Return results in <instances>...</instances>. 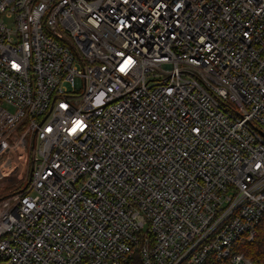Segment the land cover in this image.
I'll list each match as a JSON object with an SVG mask.
<instances>
[{
  "label": "built area",
  "instance_id": "2783aa9c",
  "mask_svg": "<svg viewBox=\"0 0 264 264\" xmlns=\"http://www.w3.org/2000/svg\"><path fill=\"white\" fill-rule=\"evenodd\" d=\"M0 187V264H255L264 0H0Z\"/></svg>",
  "mask_w": 264,
  "mask_h": 264
},
{
  "label": "trees",
  "instance_id": "16d2710c",
  "mask_svg": "<svg viewBox=\"0 0 264 264\" xmlns=\"http://www.w3.org/2000/svg\"><path fill=\"white\" fill-rule=\"evenodd\" d=\"M20 190H17L19 192ZM4 195H0V199ZM242 251L244 255L255 264H264V218L257 226V235L250 243L243 244ZM129 264H141L139 258L135 256Z\"/></svg>",
  "mask_w": 264,
  "mask_h": 264
},
{
  "label": "rangeland",
  "instance_id": "374dc122",
  "mask_svg": "<svg viewBox=\"0 0 264 264\" xmlns=\"http://www.w3.org/2000/svg\"><path fill=\"white\" fill-rule=\"evenodd\" d=\"M27 184V180H25L24 185L22 187H24ZM13 188H4V187H0V195H5L10 193V190H12Z\"/></svg>",
  "mask_w": 264,
  "mask_h": 264
}]
</instances>
